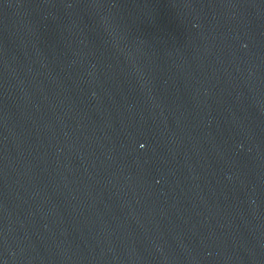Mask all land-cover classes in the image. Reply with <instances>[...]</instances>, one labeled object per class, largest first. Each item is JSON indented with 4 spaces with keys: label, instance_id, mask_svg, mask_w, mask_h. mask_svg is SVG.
<instances>
[{
    "label": "water",
    "instance_id": "obj_1",
    "mask_svg": "<svg viewBox=\"0 0 264 264\" xmlns=\"http://www.w3.org/2000/svg\"><path fill=\"white\" fill-rule=\"evenodd\" d=\"M0 264H264V0H0Z\"/></svg>",
    "mask_w": 264,
    "mask_h": 264
}]
</instances>
